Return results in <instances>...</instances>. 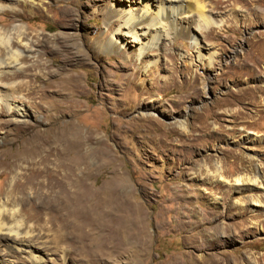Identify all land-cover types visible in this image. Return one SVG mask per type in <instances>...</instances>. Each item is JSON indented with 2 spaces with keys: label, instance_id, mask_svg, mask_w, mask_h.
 <instances>
[{
  "label": "rangeland",
  "instance_id": "rangeland-1",
  "mask_svg": "<svg viewBox=\"0 0 264 264\" xmlns=\"http://www.w3.org/2000/svg\"><path fill=\"white\" fill-rule=\"evenodd\" d=\"M1 1L9 8L0 10V27L22 25L34 44L21 63L39 74L31 96L39 106L23 100L21 120L40 130L70 122L80 127L81 137L96 136L79 144V153H97L78 169L71 168L68 156L52 155L46 163L49 170L66 164L58 173L72 174H64V193L74 197L73 204L61 200L58 186L37 183L36 195L28 196V189L19 193L30 178L19 176L15 195L25 194L30 199L25 206H34L29 212L42 217L34 222L42 232L35 240L39 252L50 260L54 237L67 234L71 225L84 237V264H264V206L238 201L264 189L232 185L238 174L264 180V0H204L215 19L226 21L221 29L196 31L202 53L215 52L211 67L199 61L184 32L162 36L158 47L138 57L126 29L116 32L117 16L108 24L103 17L107 9L127 8L128 0ZM111 34L119 44L107 49ZM149 36L140 31V38ZM148 60L155 66L146 67ZM58 75L69 77L72 89L47 87V79L55 82ZM0 117L8 119L6 112ZM181 122L187 128L181 129ZM26 136L23 127L0 128V195L13 175L24 172L17 162L28 147ZM216 164L230 182L220 184L207 174ZM78 175H84V184L74 186ZM92 245L100 249L95 261ZM0 254L5 257L3 250ZM20 257L21 264H31Z\"/></svg>",
  "mask_w": 264,
  "mask_h": 264
},
{
  "label": "bare ground",
  "instance_id": "bare-ground-1",
  "mask_svg": "<svg viewBox=\"0 0 264 264\" xmlns=\"http://www.w3.org/2000/svg\"><path fill=\"white\" fill-rule=\"evenodd\" d=\"M128 1L130 3L128 4L127 8L121 9L118 11L113 10V11H116L113 13L110 12L111 11L110 9H107L109 11H106L103 17H104L105 22L108 24V23H112V19L114 20V17L117 16L120 23L117 24L116 32L121 31L122 28L126 29L125 30L126 34H129L131 36V38L133 39V41H135V43H136L135 45H136V48L138 50L136 55L138 57L146 56V54L149 53L148 50L152 49L153 47H158L159 40L161 39L162 36H170L172 34L184 32V34L187 36V38L191 41V44L196 48L197 57H198L199 61L205 62L207 60L206 61L207 65H209L210 67L213 66V64L215 62V60H214L215 52L214 51L210 52L208 54V56H205L202 53V51L200 50L201 47L199 46L200 40L197 36L196 31L202 30V29H209L212 27H216V28L221 29L222 26L225 25L226 21L224 18L215 19L213 17L212 10L208 9L204 0H128ZM137 1H140L141 4L136 5ZM6 8H9V7L6 6L4 4V2L0 0V10L2 11V10H5ZM24 28L25 27L22 25H14L10 29H4V28L0 27V115L3 112H6L8 115V119H3L0 117V128H7L8 125H10V124H13L14 128L15 127L25 128L26 134H27V136H26L27 137V143H28V147H26L25 149L22 150L23 152L20 155V157H18V162H17V164L20 167V170L24 169V172L21 173L20 175L19 174L13 175V183L10 184V187L4 192L3 195H0V251L3 250L4 255H5V257H3L0 254V264H21V262L18 261V259L21 258L20 257L21 255H24V257L31 264H48L50 261H52L54 264H68V262H67L68 260L73 261L74 264H84V258L81 256L82 251H83V246H82L83 243L81 241L83 240L84 237L83 238L79 237L78 234H76L74 231H72L71 228H73V226H71V225L68 228V229H70V231L68 230L67 234L59 231V234H57L54 237L53 243H52L53 244L52 245L53 250L51 252V255H52L51 259L52 260L48 259L47 254H46V256L42 255L39 252L40 250L37 247V244L35 246V240L40 237V234L42 232H40V233L37 232L39 229L36 231L35 230L36 223L34 224L35 220L38 221L42 217L39 215V213H37L38 211H36V209H35V211L38 214L37 216L34 215L32 212H29L31 209H34V206H32L31 204L29 207L25 206V204L29 203V200H30V199L25 200V197H26L25 194H23V196L21 198L18 197V195L17 196L15 195V194H17L15 188L19 182V180H18L19 176L28 175L27 178L29 176H30V178H28L26 180L24 179L23 188H21L19 193H24V190L28 189L29 190V191H27L28 196H31V194L33 195V193L35 194V192L32 190V188L37 183L42 184V186L47 185V186L54 187V188H55V186H58L59 187L58 194L61 193V200H63L65 203L67 202L69 204H73L74 203L73 202L74 197H72L71 195L66 196V194L64 193V191H65L64 183H65V179L67 178V177H65L64 174H70V173L67 171L61 175L58 173V168H60V167L66 168L65 167L66 164L64 166L63 162L60 161L59 163H56V165L53 169L49 170V168L46 166V163L49 161V158L52 155H58L59 157H65V159L68 156V159H69L68 162H69L71 168L72 169H76V168L78 169V164L79 163H82V164L85 163L86 157L88 155L91 156L94 154V152L97 153L96 150L93 152L90 151V152H85V153H82V152L79 153L82 150V149L81 150L78 149L79 144L82 143L84 140H86V141H90V140L92 141L93 139L95 140L96 136L92 137L90 134L88 136H82L81 137V135L76 133V132H79V130H80V127H76V126H78L76 124L72 125L69 122L67 125H64L63 127H60V128H56L55 126L51 125L50 128L40 130V129H35L36 126H34L32 123H28L26 121L21 120V119H23L22 117H24V115H25L24 112L26 110V107H25L23 100L27 101L29 104H31V103H32V105L34 104V107H36L37 105L39 106V103L37 104L35 101L34 102L32 101L33 93L36 92V88H37L36 84L34 85V83L38 80L39 74L36 73L37 71L33 72L32 67L31 68L28 67L26 69H23V66L21 63V61H23L26 56L31 55L32 47L34 45L33 42H31L30 40L27 39V37H26L27 33L24 31ZM140 31L144 36H146V34H150V36L147 39H145V37L140 38ZM118 44H119V39L114 34H111V36L109 37L108 43L105 44V47L107 49H110L111 47L118 46ZM26 51L29 53L28 55L26 54ZM155 64H156V61L148 60L146 67H148V66L154 67ZM33 65H35V64H33ZM19 76L20 77L21 76L27 77V80L23 81L22 83L20 82L19 84H14L13 81L9 82V80L16 78V77H19ZM195 79H196V77H195ZM67 80H69V77H62L61 75H58L55 82L47 79V87L48 86H53V87L57 86L60 90L61 89L66 90V91L70 90V89H72V87H71L72 85ZM45 86H46V84H45ZM21 89H24V91H26L25 95L19 93V90H21ZM41 89H40V91H41ZM42 90L45 92L46 88H43ZM43 91H42V93H43ZM70 93H68V94H70ZM40 100H41V98H40ZM178 126L181 129L187 128L185 126L184 122H181L180 124L178 123ZM7 131H5V137H7V135H8ZM19 131H21V129H19ZM13 132H11V133H13ZM21 134H23V133H21ZM19 151H20V149H19ZM14 153H17V152H14ZM71 154H73L74 156H71ZM9 155H10V153H9ZM7 156H8L7 153H5L4 154L5 159L7 158ZM216 165H217L216 170L212 173L208 172L207 174L212 175L215 178V181H217L218 183L220 182V184L224 183V182H226V183L230 182L224 175H221V169L219 167V164H216ZM52 172H54L53 175L51 174ZM57 173L60 176H58ZM42 174H45V175H42ZM70 175H72V174H70ZM41 176L44 177L43 180H39V178ZM78 176L79 177L74 179L72 185L76 184V186H78V185L84 184V179H85L84 175H78ZM52 179H54V181H52ZM263 181L264 180H262L259 176L250 177L248 175L238 174L233 178V184L232 185L236 186V187H240V186H244L246 184H248V185L256 184L261 189H264ZM20 184H21V182H20ZM98 191H99V189H98ZM75 192H73V193L75 194ZM35 195H34V197H35ZM77 198H79V197H77ZM246 198H247V200H243V201L238 200V201L240 203H243V204L252 202L253 204H255L257 206H264V194L253 193V194H250V196L248 195V197L246 196ZM52 199H54V198H52ZM107 200L109 201V203L111 205L114 204V196L112 193H109ZM46 203H48V202H46ZM50 204H52V203H50ZM100 205H101V203H100ZM46 207H48V206H46ZM49 207H51V206H49ZM125 207H126V205H125ZM130 207H131V205H130ZM111 209L113 210V208H111ZM124 209L125 208H123L122 210H124ZM112 210L109 212L110 214L113 213ZM50 213H52V212H50ZM75 216H76V214H75ZM120 216H122V215H120ZM53 218H55V217H53ZM78 218H79V216H78ZM115 218L116 217H113V220ZM46 219H48V218H45V221H46ZM105 219H103V220L105 221ZM121 219L122 218L120 217L119 220L121 221ZM143 219H144V217H143ZM119 220L117 219V221H119ZM128 221L129 220H127V222ZM137 221L138 220H136V222ZM43 222H44V220H43ZM57 222H59V221H57ZM97 222H99V221H97ZM109 222H111V221H109ZM52 224H54V222ZM141 225L142 224H140L139 226H141ZM41 226H39V228ZM111 226H112V224H111ZM117 226H119V225H117ZM133 226H134V224H133ZM49 228H51V227H47L46 229H49ZM138 228H140V227H138ZM45 230H44V232H45ZM117 231H119V230H117ZM104 235H105V233H104ZM140 236H141V234H140ZM118 237H119V235H118ZM45 240H47V239H45ZM67 244L77 245V246H74V250H72V248L68 247ZM113 246L114 245L111 243V246H110L111 250L113 249ZM90 247H91L90 248L91 260L95 261V257L99 256L100 249H98L97 245H92ZM86 253H88V252H86ZM57 256H58V258H57Z\"/></svg>",
  "mask_w": 264,
  "mask_h": 264
}]
</instances>
